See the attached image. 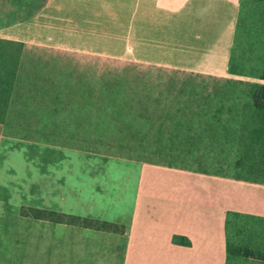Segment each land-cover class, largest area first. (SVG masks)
<instances>
[{
  "label": "crops",
  "instance_id": "0c3cea01",
  "mask_svg": "<svg viewBox=\"0 0 264 264\" xmlns=\"http://www.w3.org/2000/svg\"><path fill=\"white\" fill-rule=\"evenodd\" d=\"M52 2L0 0V36L22 41L21 29L53 27L48 21ZM107 5V19L97 14L82 23L118 25L124 34L92 27L78 34L118 40L121 58L155 65L158 75L181 76V88L193 86L189 81L195 78V91L197 82L228 83L242 76L233 64L238 29H264V0H108ZM67 22L61 26L68 28ZM252 35L260 36L257 31ZM28 42L49 49L54 44L47 37ZM138 46L149 48L155 58L133 56ZM60 47L71 49L69 44ZM96 50L112 57L111 51ZM2 59L0 85L4 76H14L4 89L14 92L20 86V64L10 68L4 63L9 59ZM221 104L212 106L214 114H190L188 132L170 136L167 148L191 157L183 165L142 162L56 138L30 139L34 143L28 145L21 141L29 139L21 137L1 141L0 163L14 148L5 143L24 146L16 151L25 158L12 162L44 204L22 209L24 214L0 212V264H264V167L257 166L258 176L235 174L229 167L230 155L236 169L246 166L238 168V163L248 147L253 160L264 159V117L230 116ZM248 108L255 109L251 93ZM249 132L258 144L246 146ZM32 209L39 214H26Z\"/></svg>",
  "mask_w": 264,
  "mask_h": 264
},
{
  "label": "rangeland",
  "instance_id": "374dc122",
  "mask_svg": "<svg viewBox=\"0 0 264 264\" xmlns=\"http://www.w3.org/2000/svg\"><path fill=\"white\" fill-rule=\"evenodd\" d=\"M107 1L53 0L50 7L52 17L48 20L49 24L54 23L53 27H36L32 31L21 29L22 41L0 36V62L2 58L9 59L4 63L10 68L12 64L16 67L17 63L21 68L18 89L15 86L14 92L4 90L9 88L14 76H4V83L0 85V142L21 137L29 139L21 141L28 145L34 143L30 139L43 142L56 138L72 147L142 162L183 165L191 157L173 154L175 151L167 147L171 146L170 136L174 132H188L190 114H214L212 106L222 103L223 110L230 116L250 115L255 120L264 117V108H248L253 86L262 84L258 75L261 76L264 70V29L247 26L238 29L233 64L243 73L242 76L230 77L228 83L197 82L199 87L195 91V78L189 81L193 86L181 88L183 77L158 75L156 70L159 67L155 65L128 61L125 56L121 58L122 45L118 40L109 43L104 38L78 34L79 29L91 31L92 28L124 34L125 29L118 25L95 28L82 23L83 20H93L97 14L102 20L107 19V13L103 12L108 8ZM254 6L258 10L262 8L258 3ZM117 8L119 13L122 12L124 4H118ZM65 21L68 28L61 26L66 25ZM82 24L88 25V29ZM253 31L259 32L260 36H250ZM30 37L51 38L53 48L29 43ZM66 44L71 49L60 47ZM96 49L111 51L114 58L101 56ZM148 50L139 47L133 51V56L145 60L155 58L156 54ZM189 103L194 107H189ZM250 126L262 127L263 124ZM254 136L250 133L251 140L245 141L246 146L250 142H260L253 140ZM243 145L245 147L244 142ZM4 146L14 148L6 152L8 161L0 163V180L5 178L2 181L4 187L0 188V212L20 214L22 209L44 204L39 192L29 187L28 176L20 173L12 162L25 158L17 152L24 146L17 143H5ZM246 150L245 159L238 163V168L246 165L244 168L236 169L234 156H229L231 172L258 176L254 172H258L257 166L264 167V159L256 162L251 154L252 148ZM35 212L32 209L26 214Z\"/></svg>",
  "mask_w": 264,
  "mask_h": 264
},
{
  "label": "trees",
  "instance_id": "16d2710c",
  "mask_svg": "<svg viewBox=\"0 0 264 264\" xmlns=\"http://www.w3.org/2000/svg\"><path fill=\"white\" fill-rule=\"evenodd\" d=\"M261 80L264 81V70L261 74ZM251 99L253 101L254 107L261 109L264 108V85H255L251 92ZM244 255L253 256L249 251H244Z\"/></svg>",
  "mask_w": 264,
  "mask_h": 264
}]
</instances>
